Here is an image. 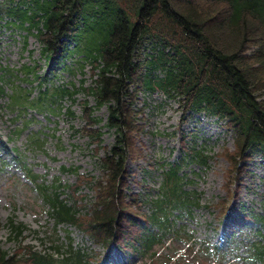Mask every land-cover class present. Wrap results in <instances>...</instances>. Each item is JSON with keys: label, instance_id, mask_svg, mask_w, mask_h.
<instances>
[{"label": "trees", "instance_id": "1", "mask_svg": "<svg viewBox=\"0 0 264 264\" xmlns=\"http://www.w3.org/2000/svg\"><path fill=\"white\" fill-rule=\"evenodd\" d=\"M0 7L10 18L8 24L35 31L49 65L76 55L81 56L77 62L91 67L92 85L54 86L49 95L48 89L39 91L28 101L30 107L39 110L52 98L75 101L82 91L95 102L94 107L82 102V130L91 142L100 143L101 136L99 129L91 130L99 122L93 117L95 109L106 107L105 127L114 133L113 145L100 159L101 180L78 175L73 185L58 178L47 184L21 165L55 228L72 226L106 252L143 258L167 232H175V210L190 212L198 206L179 175L183 161L163 167L147 213L141 207L144 201L126 193V161L141 153L134 139L143 130L136 125L144 109L135 107L141 94H161L184 113L203 114L225 125L234 135L236 151L228 157L238 180L240 163L251 152L264 156V0H5ZM23 70L32 72L29 67ZM10 98L11 105L25 109L28 104L18 95ZM67 115L72 111L67 109ZM184 152L192 162L206 165L203 150L192 146ZM82 181L94 191L89 211H84L86 196L76 194ZM251 220L264 229V215ZM6 227L7 240L15 247L5 250L0 244V264H98L97 254L75 248L70 239L64 246L48 238V249L38 251L22 245L27 231L22 223L9 218ZM259 237L247 247L251 264H264V235ZM201 253L215 254L221 262L227 250L219 243L206 244Z\"/></svg>", "mask_w": 264, "mask_h": 264}, {"label": "rangeland", "instance_id": "2", "mask_svg": "<svg viewBox=\"0 0 264 264\" xmlns=\"http://www.w3.org/2000/svg\"><path fill=\"white\" fill-rule=\"evenodd\" d=\"M4 1L0 0V4ZM9 21L7 15L0 13L1 247L5 250L15 247L7 240L6 222L12 218L29 229L24 232L22 245H32L42 251L50 246L52 239L64 246L70 239L75 248L102 257L100 264H251L246 259L247 247L259 240L264 231L250 219L264 214V157L251 152L240 163L243 170L238 180L228 157L236 151L231 131L213 118L184 113L177 102L156 93L141 94L135 102L136 108H144L136 122L143 130L134 134L135 149L141 153L133 154V159L126 161L129 174L126 193L137 196L140 203L144 201L141 207L147 213L150 201L158 193L162 169L186 159L184 150L194 146L207 155L206 166L186 159L180 174L184 181L188 180L185 188L194 192L199 206L190 212L175 210V232H167L153 253L143 258L117 251L105 254L102 246L79 230L62 225L55 228L41 199L24 177L21 165L29 167L47 184L58 178L62 184L73 185L77 174L101 180L100 159L114 143V134L105 127L107 109L104 106L94 110L93 117L99 123L91 128L102 133L100 143L91 142L82 130L86 126L82 102L95 105L93 98L82 91L74 97L75 101L55 102L52 98L44 101L39 110L30 107L28 101L36 99L39 91L48 89L49 95L54 86L86 88L92 85L91 67L77 62L81 56L76 55L49 65L41 55L35 31L20 29L8 24ZM24 67L31 68L32 72L25 73ZM10 95H18L20 102L26 101L29 105L25 109L19 104L11 105ZM67 109L72 111V117L67 115ZM62 167L77 170L76 173L62 171ZM76 194L86 196L84 211H89L95 197L86 181H82ZM215 243L227 250L226 256L221 254V262L215 254L201 253L206 244Z\"/></svg>", "mask_w": 264, "mask_h": 264}]
</instances>
